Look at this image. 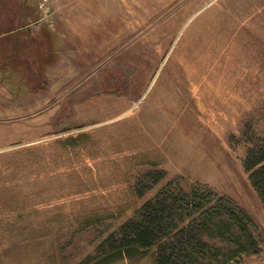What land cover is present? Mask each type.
I'll return each instance as SVG.
<instances>
[{"label":"rangeland","instance_id":"obj_1","mask_svg":"<svg viewBox=\"0 0 264 264\" xmlns=\"http://www.w3.org/2000/svg\"><path fill=\"white\" fill-rule=\"evenodd\" d=\"M0 76V264H101L168 182L251 216L252 244L199 264H264L242 164L264 136V0H0Z\"/></svg>","mask_w":264,"mask_h":264},{"label":"trees","instance_id":"obj_2","mask_svg":"<svg viewBox=\"0 0 264 264\" xmlns=\"http://www.w3.org/2000/svg\"><path fill=\"white\" fill-rule=\"evenodd\" d=\"M252 140L242 164L264 204V136ZM155 173L156 181L164 175L161 170ZM251 225V216L243 208L210 187L196 184L174 191L168 182L101 245L107 250L101 249V264L122 255L142 254L153 246L157 247L155 264H199L211 248L222 250L225 262L227 254L253 243ZM207 232L217 233L214 237L221 238L222 243L205 240Z\"/></svg>","mask_w":264,"mask_h":264},{"label":"bare ground","instance_id":"obj_3","mask_svg":"<svg viewBox=\"0 0 264 264\" xmlns=\"http://www.w3.org/2000/svg\"><path fill=\"white\" fill-rule=\"evenodd\" d=\"M191 73H192V68L190 69V75H191Z\"/></svg>","mask_w":264,"mask_h":264},{"label":"crops","instance_id":"obj_4","mask_svg":"<svg viewBox=\"0 0 264 264\" xmlns=\"http://www.w3.org/2000/svg\"><path fill=\"white\" fill-rule=\"evenodd\" d=\"M2 78H3V77H2ZM2 78H1V76H0V79H2ZM3 79H4V78H3ZM6 79H8V78H6Z\"/></svg>","mask_w":264,"mask_h":264}]
</instances>
